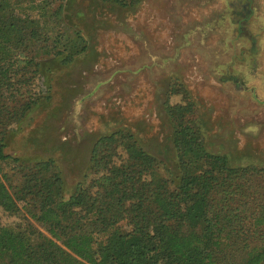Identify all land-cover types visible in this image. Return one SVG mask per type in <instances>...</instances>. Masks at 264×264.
I'll return each mask as SVG.
<instances>
[{
	"label": "trees",
	"instance_id": "trees-1",
	"mask_svg": "<svg viewBox=\"0 0 264 264\" xmlns=\"http://www.w3.org/2000/svg\"><path fill=\"white\" fill-rule=\"evenodd\" d=\"M138 1L114 0L127 8ZM68 7L65 0H0V209L25 212L41 226L0 220V264H264V168L235 167L207 151L182 85L170 95L183 102L168 100L165 108L172 165L122 129L94 141L92 179L69 192L53 158L8 153L9 138L52 99L46 81L60 80L89 51ZM3 163L21 174V185L1 173Z\"/></svg>",
	"mask_w": 264,
	"mask_h": 264
},
{
	"label": "rangeland",
	"instance_id": "rangeland-1",
	"mask_svg": "<svg viewBox=\"0 0 264 264\" xmlns=\"http://www.w3.org/2000/svg\"><path fill=\"white\" fill-rule=\"evenodd\" d=\"M65 3L70 21L84 28L89 51L62 69L60 80L46 81L49 90L40 80L52 99L9 138L10 155L53 158L69 192L92 179L94 141L122 129L172 165L173 126L165 108L168 100L183 102L181 94L170 95L173 85H182L207 151L235 167L264 168V0H139L129 8L114 0ZM1 165L13 187L21 185V174ZM0 220L41 229L25 212L0 209Z\"/></svg>",
	"mask_w": 264,
	"mask_h": 264
}]
</instances>
